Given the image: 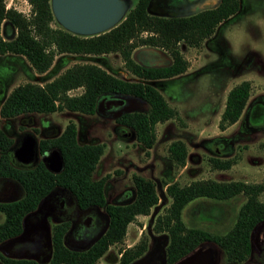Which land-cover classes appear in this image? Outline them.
Listing matches in <instances>:
<instances>
[{
  "label": "trees",
  "instance_id": "obj_1",
  "mask_svg": "<svg viewBox=\"0 0 264 264\" xmlns=\"http://www.w3.org/2000/svg\"><path fill=\"white\" fill-rule=\"evenodd\" d=\"M27 1L31 6L28 16L13 7H6L5 0H0V56L21 55L36 73L42 74L49 70L58 54L89 56L117 52L125 69L137 80L119 78L97 64L76 63L42 85L26 82L15 86L0 102V117L11 119L25 114L64 110L94 115L103 98L113 97L124 102L135 99L146 104L147 109H123L115 121L137 142L150 149L156 139V124L178 117L177 110L150 81L183 74L188 61L180 44L199 47L218 26L238 13L241 0H218L213 6L183 14L159 11L155 7L156 0H133L132 7L116 26L92 36H80L63 29L53 15L50 0ZM180 3L182 0H170L168 5ZM53 23L56 27L52 26ZM156 50L167 54L170 62L151 66L139 61L140 52ZM134 53L140 63L133 58ZM78 88H82L80 94L69 93ZM250 91L248 80L229 89L218 122L220 130L238 121ZM219 139L221 137L214 140ZM13 145L14 140L0 128V180L4 184L16 182L24 191L19 198L0 201V213L4 214V220L0 222V244L20 236L24 218L37 211L42 200L55 189L67 191L80 210L103 209L106 228L90 246L72 248L65 241L70 221L64 220L53 226L52 249L47 260L13 257L0 252V264H95L110 245L123 240L127 226L136 216L148 215L160 199L155 181L133 175V188L122 191V201L108 203L106 187L109 176L93 179L103 145L78 142L74 123L67 124L58 136L41 138L38 142L42 154L53 149L59 152L62 159L59 172L50 171L42 160L34 167L14 166L9 154ZM224 149L226 147L221 150ZM187 152L186 144L180 139L173 140L168 146L170 160L180 167L186 165ZM209 162L213 169L225 170L235 161L210 156ZM164 186L170 203L163 214L157 215L153 231L160 235L161 241H166L165 264H173L203 242L214 243L223 252L225 264H264V254L261 261L250 260L251 232L264 220V201L259 200V195L264 192L263 183L199 179L185 185L165 181ZM238 195H244L245 201L239 207L235 222L225 233L187 227L182 220V210L192 201H227ZM147 247V242L140 240L124 249L115 264H130L141 257Z\"/></svg>",
  "mask_w": 264,
  "mask_h": 264
},
{
  "label": "rangeland",
  "instance_id": "obj_2",
  "mask_svg": "<svg viewBox=\"0 0 264 264\" xmlns=\"http://www.w3.org/2000/svg\"><path fill=\"white\" fill-rule=\"evenodd\" d=\"M214 1L194 5L175 13H190L203 7L213 6ZM5 3L7 7H13L27 16L30 13L31 6L27 0H5ZM240 3L242 4L240 11L218 26L212 37L204 40L199 47L182 44L181 51L188 61V68L183 74L171 79L150 81L161 92L167 103L178 112V117L156 124V139L150 149L137 142L134 136L125 132L115 121V117L123 109L127 111L147 109L146 104H141L135 99L124 102L123 108L118 109L111 104L112 102L110 104L105 102L107 97L103 98L94 115L64 110L54 113L25 114L11 119L0 117V128L14 140L9 154L12 164L16 167H34L42 159L37 147L39 140L58 136L67 124L74 123L80 143L103 145V154L95 167L93 179L109 176L106 187L108 203L122 201V191L133 188V175H140L156 182L160 197L157 205L152 207L148 215H137L127 226L123 240L110 245L95 264H115L124 249L134 246L140 240H145L148 246L142 256L155 251L157 257L151 260L152 264H165L163 257H165L166 241H161L160 235L153 231L157 215L163 214L170 203L165 193V181H177L181 185L199 179L240 180L264 184V126L249 130L242 123L245 118L243 114L249 103L255 98H264V0H241ZM52 26L56 27L54 23ZM163 59L158 62L163 63ZM76 63L97 64L119 78L137 80L125 69L117 52L89 56L58 54L49 70L42 74L36 73L27 59L21 55H1L0 102L15 86L26 82L42 85ZM243 80L251 83L248 102L238 121L222 131L218 127V122L227 92ZM81 92L82 88H78L69 93L76 95ZM215 137H221L222 140L229 142L226 149L215 150L217 144ZM26 138H29L33 145L35 144L33 154L37 157L29 163L19 162L14 157V149ZM177 139L182 140L188 150L186 165L183 167L177 166L168 155L169 144ZM225 152L227 153L224 154ZM210 156L232 158L235 162L229 169H213L209 162ZM23 193V189L16 182L10 181L4 184L0 180V201H11L21 197ZM49 195L50 202L46 207L53 210L56 215L54 218L45 219V228L49 231V235L51 236L55 224L64 221L65 216H70L68 219L70 242L67 244L78 249L90 246L94 240L81 242L87 239L85 236H80L84 233L85 222L73 224V216L69 214L75 212L72 196L61 189H55ZM56 198L63 203L64 217L58 213ZM259 200L264 201V192L259 195ZM244 201V195H238L227 201L195 200L184 207L181 217L187 227L222 234L233 225L239 207ZM86 216L94 224L99 216L103 217L104 222L106 220L103 209H90L86 212ZM89 219L87 222L90 225ZM3 220L4 214L0 213V222ZM34 220L31 217L27 221L33 223ZM105 226L106 224H103L102 231ZM11 240L13 239L0 244V252L12 254L10 249L18 245H13L14 241ZM76 240L81 241L77 243ZM38 245L36 251L45 253L46 247L40 242ZM15 253L20 255L18 252ZM219 253L217 264H225L220 249ZM262 259L263 254L254 250L250 260L254 262Z\"/></svg>",
  "mask_w": 264,
  "mask_h": 264
},
{
  "label": "flooded vegetation",
  "instance_id": "obj_3",
  "mask_svg": "<svg viewBox=\"0 0 264 264\" xmlns=\"http://www.w3.org/2000/svg\"><path fill=\"white\" fill-rule=\"evenodd\" d=\"M213 1L214 0H182V3H180V4L169 6L168 3L170 2V0H156L155 7L159 11L178 12L181 10L188 9L194 5L195 6L196 5H202L206 2H213ZM240 8H242L241 3H240ZM240 8H239V11H240ZM138 59L143 64L151 65V66H161V65H165L168 62H170L169 58L167 57V54L159 53L157 51H155V52L142 51L139 53ZM162 59L164 60L163 63L158 62V60H162ZM105 102L107 104H110L112 102L111 104L113 106H115L116 108L118 107V109L123 108L122 104L124 103L123 100L119 101L113 97H107ZM124 106H125V104H124ZM243 115H245V118H244L242 123L245 124L246 127H248L247 129L256 130V129L262 128L264 126V98L258 97V98L253 99L249 103L248 108L246 109V111L244 112ZM53 137H55V136H53ZM77 139H78V141L80 140L78 138V132H77ZM27 141L31 142V140L29 138H26L25 140L20 142L19 146H17L16 149H14V157L19 162L24 161L26 163L27 162L29 163V162L34 161V159L37 158L36 155L33 154L34 150H35V147H34L35 144H34V145H32L31 152H29L28 154L26 153L27 155H25L23 157V159H19L18 156L21 155L23 152H25L26 147H24V146H25ZM216 142H217V144H215V150L216 151L221 150L222 147L225 148L228 145V143H226V141L222 140V139H219ZM37 147H38V143H37ZM38 151H39V149H38ZM54 151H56V150L53 149V150L48 151L47 153H44V154L41 153V155H42L41 160L43 161V157L50 156ZM38 153H40V151ZM49 197H51V196L48 195L44 200H42L40 207L37 211H35V212H33V213H31L25 217L26 218V220H25L26 221V231L24 234H21V236H18L20 238L16 237L18 239L14 238L13 240H11L12 242L14 241L13 245H16V244L18 245L17 247L10 249L12 251L11 252L12 254H7V253H3V254L14 257L16 254L15 252H18L20 255L30 256V257H32V259H35L37 261L47 260L50 257L51 249H52V247H51L52 243H51V236H50V246L47 243V239H46V235H45V227H46L45 226V219H46V217H49L50 219L54 218L56 215L54 214L55 212L53 210H50L46 207V206H48L47 203L50 202ZM72 200H73V198H72ZM72 202L74 203V200ZM55 203L59 207L58 213L64 217L65 212L63 211L64 208H63L62 201H60L58 198H56ZM74 210H75V212L69 213L73 216V224H76V223L80 224L81 221L85 222V224H83L84 225V233H83V235H80V236L87 237L86 240H82V241L76 240V242L77 243H79L80 241L86 242L87 240H94L95 241V239L98 238L104 232V231H102V229H103V224H106L105 223L106 220L104 222L103 217L99 216V218L97 219V222L94 224V222H92V220L89 219L88 216H86V212L89 211L90 209L80 210L75 206ZM59 214H57V216ZM31 217L35 219L33 223L30 221H27L28 218H31ZM69 217L70 216H68V217L65 216V219L68 220ZM88 219L90 220V225L87 222ZM86 224H87V228H86ZM92 225H94V227H92ZM105 228H106V226H105ZM105 228H104V230H105ZM23 231H24V229H23ZM263 232H264V228H262L261 233L259 234V237H258L259 248L258 247L254 248V250H256L257 253L260 252L262 254H264V242L261 239V234ZM68 233L69 232H67L65 235L66 243L70 242L68 240V237H69ZM11 241L9 242V247H10ZM38 242H40L42 245H44L46 247L45 253L36 251V249L39 246ZM253 252H252V254H253Z\"/></svg>",
  "mask_w": 264,
  "mask_h": 264
},
{
  "label": "water",
  "instance_id": "obj_4",
  "mask_svg": "<svg viewBox=\"0 0 264 264\" xmlns=\"http://www.w3.org/2000/svg\"><path fill=\"white\" fill-rule=\"evenodd\" d=\"M50 4L56 21L63 29L80 36H92L104 33L116 26L132 7L133 0H50ZM147 49L151 50L152 48ZM133 58L137 61L135 53ZM32 145V142H26L25 152L18 156L19 159H23L25 155L31 152ZM43 161L52 172H59L62 168V159L58 151H54L48 157H43ZM25 220L26 218L23 222L24 231L22 234L26 231ZM262 228H264V220L258 223L251 232L252 252L255 247L259 248L258 237ZM45 235L50 246V235L47 228H45ZM261 239L264 242V232L261 234ZM219 254V248L214 243L203 242L173 264H217ZM14 257L32 258L27 255H15ZM155 257H157L156 252L150 251L130 264H152L151 260ZM163 258L165 260V257Z\"/></svg>",
  "mask_w": 264,
  "mask_h": 264
},
{
  "label": "crops",
  "instance_id": "obj_5",
  "mask_svg": "<svg viewBox=\"0 0 264 264\" xmlns=\"http://www.w3.org/2000/svg\"><path fill=\"white\" fill-rule=\"evenodd\" d=\"M216 2H218V0H215L213 4H215ZM208 7H209V6H208ZM203 8H205V7H203ZM211 37H212V36H211ZM211 37H210V38H211ZM210 38H209V39H210ZM181 46H182V44H180V47H181ZM7 95H8V94H7ZM7 95H6V96H7ZM6 96H5V97H6ZM5 97H4V98H5Z\"/></svg>",
  "mask_w": 264,
  "mask_h": 264
},
{
  "label": "built area",
  "instance_id": "obj_6",
  "mask_svg": "<svg viewBox=\"0 0 264 264\" xmlns=\"http://www.w3.org/2000/svg\"><path fill=\"white\" fill-rule=\"evenodd\" d=\"M7 7V6H6Z\"/></svg>",
  "mask_w": 264,
  "mask_h": 264
}]
</instances>
